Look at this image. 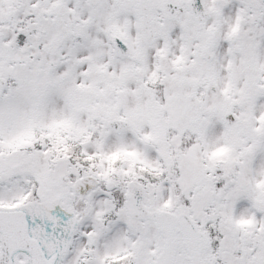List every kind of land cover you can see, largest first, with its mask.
I'll use <instances>...</instances> for the list:
<instances>
[{"label":"snow or ice","instance_id":"6c2138e0","mask_svg":"<svg viewBox=\"0 0 264 264\" xmlns=\"http://www.w3.org/2000/svg\"><path fill=\"white\" fill-rule=\"evenodd\" d=\"M0 264H264V0H0Z\"/></svg>","mask_w":264,"mask_h":264}]
</instances>
